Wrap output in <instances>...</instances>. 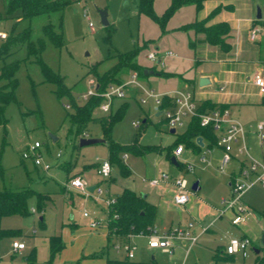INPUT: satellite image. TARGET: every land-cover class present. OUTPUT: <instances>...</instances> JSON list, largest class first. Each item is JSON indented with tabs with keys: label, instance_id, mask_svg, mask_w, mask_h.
Here are the masks:
<instances>
[{
	"label": "rangeland",
	"instance_id": "obj_1",
	"mask_svg": "<svg viewBox=\"0 0 264 264\" xmlns=\"http://www.w3.org/2000/svg\"><path fill=\"white\" fill-rule=\"evenodd\" d=\"M169 2L154 0L155 12L162 13ZM255 2L233 0L234 11L224 15V19L232 20L239 29L242 28L238 39L242 49L240 57L243 59L250 58L257 46L256 40H250L248 29L244 28L246 19L256 10ZM259 2L264 14V0ZM217 5L225 7L226 0H221ZM100 9L107 10V26L101 23ZM0 13L5 15V0H0ZM195 16L194 6L180 7L167 21L166 30L192 21ZM45 21V15L33 18L34 35L40 34L41 24ZM13 22L14 18H0V30L8 31ZM25 24L24 21L20 22L19 27ZM261 24L264 27V22ZM261 24L257 23L256 26L261 27ZM172 33L171 38H168L151 17L138 13L136 0H70L62 11V45L56 46L47 41L40 54L52 71L62 75L69 93L59 97L56 84L45 78L37 61L21 62L16 71L17 100L6 106L7 122L0 125V189L5 186H29L47 193L49 198L40 206L33 194L28 198L29 213L7 214L0 218V228L18 229L15 235L0 237V264H47L50 256L49 236L53 234L61 235L65 242L62 253L60 251L56 257L72 262L78 260L80 264H104L107 258L123 261L122 264H254L257 255L262 254L264 189L253 186L249 190L250 195L260 201L256 207L261 214L260 218L252 217L246 224L235 225L231 221L230 210H226L221 202L222 198L231 194L226 172L230 171L234 161L228 163L225 172L219 171L215 160L208 164V158L215 155V159L219 155L216 145L212 153H206L207 159L204 160L200 159L203 147L201 152L193 150L191 146L184 147L179 156L181 165H175L167 155L168 146L187 128L188 116L184 117L183 124L175 127V132H171L164 115L156 114L158 110L153 98L147 97L146 102H142L140 97L143 93L137 91L133 94L134 90L129 88L126 97L113 101L111 113L123 101L125 107L122 115L112 124L109 135L103 133L101 119L110 112H103L98 106H93V118L86 122L83 131L79 133H76L77 126L69 118L68 113L74 110L76 104L88 100L83 95L90 86L89 81L97 80L96 72L101 73L110 67L116 61L115 55L118 52L124 53L136 48V59L141 66L150 65L159 69L160 64L149 59L147 54L156 48H166L174 41L180 53L179 61L183 71L194 70L195 61L189 55L195 52L198 57L204 58L199 65L202 69L212 70L222 76L230 75L226 72L230 65L226 67L222 63L225 56L207 51L203 36L199 34L194 37L190 32L177 30ZM190 38L196 41L195 51L191 52ZM14 56L24 57V47ZM92 66H95V71L91 69ZM175 66L177 68L178 64L175 63ZM252 67L248 66L247 72H252ZM237 73L242 79L244 71ZM126 77L127 70L122 73L117 70L111 80L115 82ZM194 78L195 86L191 83L187 89H194L195 95L201 98L203 95L196 85L195 74ZM141 80L146 87L151 84L156 91L159 89V76L149 74ZM246 89L245 81L235 84L238 92ZM240 115L242 121L245 118L249 122L250 130H254L258 122L264 121V100L244 104ZM51 135L56 139H52ZM80 137H99L104 141L80 145ZM36 140L41 143L38 151L42 154L43 162L51 165L48 169L43 168L42 164H35L31 157L22 155L29 144ZM110 141L123 147L111 158V173L106 177L100 175L97 168L104 159H109ZM59 151L61 155L57 156ZM185 161L192 162L194 169L188 170ZM123 167L128 168V173L122 171ZM162 171L172 176H185L189 186L198 180L200 187L191 191L187 203L178 206L171 200L169 188L163 191L158 189L159 186L148 183L149 178ZM76 172L84 174L90 184L103 189V198H95V193L89 196L69 188L66 181ZM126 189L140 196L146 193L147 200L155 204V231L158 234L175 227L184 228L193 222L190 233L195 236L194 242L188 238L174 237V250L168 253L162 248L149 247L148 235L145 234H132L128 238L111 235L108 239V206L104 198L106 195L117 197ZM245 195L246 191L243 192ZM32 207L35 211H31ZM84 210L100 218L97 228L89 226L90 218L83 215ZM242 233L249 235L255 247L262 250L256 252L250 247L244 258L239 253L231 258L216 256L230 236ZM14 237L24 242V249L14 250L11 247ZM126 241L135 246L132 257H128L122 247L115 246ZM103 248L106 251L102 256L88 254ZM31 254L34 256L31 257Z\"/></svg>",
	"mask_w": 264,
	"mask_h": 264
},
{
	"label": "trees",
	"instance_id": "obj_2",
	"mask_svg": "<svg viewBox=\"0 0 264 264\" xmlns=\"http://www.w3.org/2000/svg\"><path fill=\"white\" fill-rule=\"evenodd\" d=\"M204 0H170L169 4L164 8L162 13L155 12L153 8L154 0H136V10L138 13H145L151 17L161 28L162 32L166 31V24L173 13L183 5L193 4L196 10L203 6ZM70 0H5V15L0 13V18H14V22L7 31L4 38H0V125H5L7 116L5 113L6 106L16 101V88L18 79L16 71L18 70L21 62L24 60H35L39 63L47 80L56 84V91L59 97L69 93L63 81L62 75L52 71L48 65L42 60L41 52L46 46V42L50 41L56 46L62 45V11ZM226 7H231L230 4ZM221 8V5L214 7L205 17L201 19H194L177 27L178 29L188 30L193 29L195 32L204 34V38L211 44H219L225 49H229L230 45L226 42L225 37L215 25L207 24V20L214 16ZM55 18H53V15ZM45 15L46 21L41 24L40 34L34 35V28L32 20L35 17ZM26 22L22 27H19L20 22ZM255 21H259L256 19ZM264 22V21H261ZM109 25V24H108ZM107 26V25H106ZM189 44L193 47L195 41L189 40ZM25 49L24 57H16L13 55L21 48ZM138 50L131 49L128 52H118L115 57L116 61L101 73L96 72L97 82L99 89H103L108 83L112 82L111 79L115 77V72L120 70V73L127 70H137L141 78L147 76L136 57ZM260 59L264 62V49H261ZM95 71V66L91 67ZM161 75H173L172 72L158 71ZM121 80L115 81L119 82ZM164 105H169L170 98L167 96L162 97ZM102 100L100 96H90L83 104H76L74 110L68 113L69 118L73 125L77 126L76 133L83 131L85 124L88 120L93 118V106H98ZM222 107V104H215L208 101H203V104L198 107L199 111L205 110V107ZM125 101H123L117 110L109 113L101 120L102 131L104 134L109 135L111 126L123 113ZM165 120V119H164ZM166 121V120H165ZM208 138L209 143L215 141V133L211 126H203L199 122L197 116H192L188 121L187 128L177 135L174 142L168 146L167 155L171 157L172 150L179 143L184 146L200 147L196 142L197 136ZM115 142H109V160L122 148ZM148 147V146H146ZM152 148V147H149ZM141 150H144L141 148ZM178 165L181 161L177 160ZM122 171L128 173V168L123 167ZM36 195L39 205L49 198L47 193H42L32 187L12 188L3 187L0 189V218L7 214H27L29 213L28 198L31 195ZM116 198V201L108 207L107 218V237L111 235H119L128 238L132 234H145L152 233L155 229L156 206L148 202L142 196L132 192L131 190H124L123 193ZM42 219V218H41ZM18 229H2L0 228V237L3 235H15ZM65 246V242L61 235L53 234L49 236L50 256L47 264H53L56 255ZM263 246V245H262ZM264 246L262 247V249ZM224 249V248H223ZM260 251L262 250L259 248ZM220 250L216 253L219 256ZM228 254V253H226ZM230 255V254H229ZM31 257L34 254L30 255ZM123 261L117 259H107V264H122ZM73 264H80L75 261ZM254 264H264V250L262 254H258L255 258Z\"/></svg>",
	"mask_w": 264,
	"mask_h": 264
},
{
	"label": "built area",
	"instance_id": "obj_3",
	"mask_svg": "<svg viewBox=\"0 0 264 264\" xmlns=\"http://www.w3.org/2000/svg\"><path fill=\"white\" fill-rule=\"evenodd\" d=\"M260 30L261 27L253 25L250 28L249 37L255 39ZM6 35L7 31L0 30V38H4ZM167 53L171 54L172 51L167 50ZM147 57L155 60L157 58L156 50L150 51L147 54ZM252 81L258 87L259 93L264 95V67H261L260 70L252 75ZM89 83L90 86L84 93L83 97L88 99L90 96H100L102 100L99 102L98 107L103 112H110L112 110L114 99L126 97L128 89L134 87L143 93L140 97L142 102H146L147 97L153 98L156 105L155 108L160 110V113L164 115V119L169 128L175 129L177 125L183 124L184 117L186 116L189 118L197 116L201 125L211 126L215 133V141L205 147L201 157L202 159L205 158V153L210 151L212 144L220 147L222 154L218 163L219 171H225L235 153L244 155L247 163H242L238 171L231 175L229 180L231 194L227 198H222L221 202L226 210H230L231 221L233 224L242 225L247 223L249 216L252 214V209L244 202L243 192L256 181H259L264 187V162L254 157L249 152L248 146L244 140V126L239 120L232 117L227 106H219L209 110L199 111L193 93L186 88L176 89L172 98H170L171 103L162 106L163 98L161 94L156 92L153 88L146 87L142 83L137 70H131L128 72L125 79L119 82H110L103 89H99L97 80L91 79ZM133 124L136 125L135 122H133ZM262 126L263 122L260 121L258 127L262 128ZM260 137L264 141V132L260 133ZM235 143H239L236 147V152H234ZM40 146L41 143L36 140L34 143L29 144L28 148L22 153V155L23 157H31L35 164H42L43 168L48 169L51 165L48 162H43L42 154L38 151ZM184 147L183 143H179L172 150V155H174L179 161V156ZM60 155L61 152L59 151L57 156ZM185 163L188 170L194 169L192 162L185 161ZM111 168L112 165L110 160L104 159L99 164L97 172L100 175L107 177L111 173ZM251 175H254V178H252ZM148 183L151 186H172V201L177 205L187 203L192 191L185 176H172L163 171L158 173V175L149 178ZM66 185L85 195L91 196L92 193H95V198H103V195L105 194V191L98 185H95L92 190L89 189L90 181L82 173L72 174L66 181ZM104 201L109 207L116 201V198L106 195ZM31 211H35V208L32 207ZM83 215L90 218L89 225L91 227L98 226L100 218L92 212L84 210ZM193 226L194 223L189 222L184 228L175 227L162 234H158L154 229L152 233L148 234V245L149 247H160L164 251L171 253L173 250L172 240L174 237L188 238L192 243L194 242L195 236H191L190 233V229ZM11 246L14 250H20L25 247V244L23 241L15 239L11 242ZM115 246L117 248L122 247L125 249L128 257L134 255L135 246L129 241L116 244ZM250 247H252V239L249 235L244 233L238 236H230L223 250L228 254L240 253L242 257H245Z\"/></svg>",
	"mask_w": 264,
	"mask_h": 264
},
{
	"label": "crops",
	"instance_id": "obj_4",
	"mask_svg": "<svg viewBox=\"0 0 264 264\" xmlns=\"http://www.w3.org/2000/svg\"><path fill=\"white\" fill-rule=\"evenodd\" d=\"M220 1L221 0H204L202 8H200L199 10L195 9L196 10V16L194 19H201V18L205 17L214 8V6H216ZM228 4H230L231 7H226V6L222 7L214 16H212L211 18H209L207 20V24H210V25L212 24V25H215L216 27L219 28V31L225 37L226 42L229 43L230 48L225 49V48L221 47L219 44H211V43L206 41V43H207L206 49H207V51L210 50V52L216 53L218 56H220V55L225 56V58H223L224 60H222V63L226 67H227V65H230V68H228V69L225 68L226 72H228L230 74L229 76H227V74L225 76L224 75L222 76L221 74H218L216 72H212V70L202 69L201 66H199V65L202 64V59H204V58L198 57L195 52H194V54L189 55V58L192 56V58L195 61L194 70L192 72H191V70L190 71L189 70L183 71V69L180 65V61H179L181 59L179 56L180 53L175 47V45H177V44H175L174 41H171V45L166 47V48H163L161 50L156 48L157 58L155 59V61H156V63L160 64V68L156 69V67H153L150 65L144 66V68L153 69V72L147 73L146 74L147 76H145L144 79H146V77H148L149 74H155V75L159 76V81H158L159 89L156 91L153 87H151L150 83H149L150 84L149 87L153 88L156 92L160 93L162 97L167 96L169 98H172L176 89H178V88H186L187 89V87L191 83L193 84V86H195L194 85V81H195L194 74H195L196 79H197L196 85L199 88V91L203 95L201 98H198L195 95V90L194 89L190 90L194 95V98L197 102V106L198 107L201 106L203 104V101H208L211 103L222 104L224 106H227L229 108V111H230V114L232 115V117L239 120L244 126V140L248 146L249 152L254 157H256V158H258L264 162V141L260 137V133L264 132V121L262 120V122H263L262 128L258 127V123H259L258 122L255 125L254 130H250L251 125L248 124L249 122L243 117H242L243 121L240 119V116H241L240 115V109L244 108V104H246L248 102H259L260 100H262V101L264 100V95L259 93L258 87L252 81V75L256 71L260 70L261 67H264V65L261 66V64L264 62L260 59L261 49H264V27L261 24V21H264V14H263L262 19H260L259 21H255L256 20L255 19V11L256 10H253L252 15L250 17H248L245 21L244 28L246 30L248 29V33L250 32V28L253 25H256L257 23L261 24V33H260V35L258 34L255 39H251L249 37V39L252 41L256 40V43H257V46L255 47L256 50L253 52V54L250 58L243 59L240 57V53H241L242 49H241L240 41L238 39L239 31L242 28L240 27V29H239V26L234 21H232V20L228 21V20L224 19L225 13L228 11L233 12L234 8H235V4L233 3V0H226V5H228ZM189 5L194 6L193 4H187V5H183L181 7L189 6ZM194 8H195V6H194ZM262 13H263V10H262ZM177 27H179V26H172L171 27L172 30H170V28H169L163 34H166V36L168 38H171V36L173 34L172 31L177 30L178 32H188V33L190 32L194 37H196L199 34L204 37L203 33L195 32L193 29L183 30V29H178ZM189 40H192V39L190 38ZM193 41H195V40H193ZM195 45H196V41H195V44L193 47L190 45L191 46L190 52H191V50L195 51ZM167 50H171L172 53L168 54ZM200 61H201V63H200ZM175 63L178 64L177 68L175 66ZM250 65L251 66L253 65V67H252L253 71L247 72L246 69ZM164 66H165V68H163ZM197 67H200L198 69V71H196ZM130 71H128V72H130ZM158 71L172 72L174 74L165 76V75L159 74ZM238 71H244V75H243L242 79L238 77V75H237ZM128 72H127V74H128ZM202 76H206L208 78L207 83H204V84L199 83V79ZM182 77H184L185 79H182ZM140 79H142V78L140 77ZM243 81L246 82L247 89L243 92L236 91L235 90V84L236 83H242ZM167 83H170L171 85L167 84ZM131 88L134 90L133 94H135L137 91H139L138 89H136L134 87H131ZM127 95H128V92H127ZM249 97H252V98H249ZM209 109H211V108L207 107V106L205 107V110H209ZM156 113L160 114V110H158ZM189 120H190V118L188 117V121ZM169 130H170V128H169ZM174 132H175V129H174ZM202 141H203V146H201V145H200V147L191 146L192 149L197 150L198 152H201L202 147L205 149V147H207V145L210 144L207 136L206 137L202 136ZM238 144L239 143L234 144V152H236V147L238 146ZM214 146H215V144L211 145V149H210L211 153L215 149ZM217 150H219V155L215 159H214L215 155H212L208 159H207V157L204 158V159L208 160V162H207L208 164H210L212 161L215 160L217 163L216 166H218V163H219V160H220V157L222 154V150L220 147H218ZM208 152L209 151H207L206 153H208ZM206 153H205V156H206ZM202 154L203 153H201V156H202ZM201 156H200V159H202ZM204 159H202V160H204ZM231 161H234V165L231 166L230 171L226 172V174L228 175V182H227L228 185H229V180H230L231 175L238 171V169L240 168L242 163H247V160L245 159L244 155H240V154H236V153L234 154V157L230 160V162ZM227 169H228V167H226L225 171ZM225 171H221V172H225ZM76 173H80V172H76ZM251 177L254 178V175H251ZM94 186L95 185L90 184V187L92 189ZM253 186H257L261 189H264L262 184L259 181H256L248 189L245 190L246 195L243 196V200L252 209V214L249 216L247 222L252 217L253 218L254 217L260 218V216H261L260 212H258V210L256 208L258 203H260V201L258 199H256L254 197V195L252 196L249 193L250 192L249 190ZM199 187L200 186H199V181H198L197 189ZM167 188H169V190H170L171 200H172V193H173L172 186L164 185V186L159 187L158 189L163 190V191L164 190L168 191ZM229 188H230V186H229ZM142 197L147 200V194L146 193H145V196L142 195ZM148 202H150V201H148ZM150 203H152V202H150ZM263 215H264V213H263ZM106 225H107V223H106ZM91 228H97V226L91 227ZM106 233H107V227H106ZM160 234H162V233H160ZM242 234H244V233H242ZM242 234H240V235H242ZM14 239H16V238L14 237ZM103 243L104 242H102L101 245H103ZM173 247H174V242H173ZM252 247L254 249L256 248L255 242L253 241V239H252ZM24 248H22V249H24ZM63 248H62V250H63ZM151 248H160V247H151ZM62 250H61V253H62ZM173 250H172V252H173ZM105 251H106V249L103 248V249H100V251L98 250V251H94L93 253H88V254H92V256H102ZM220 251L221 252H220L218 257L230 256V258H231V256L236 254V253L230 254V255L226 254L223 249H220ZM259 251H260V249H259ZM107 259L105 260L104 264H107ZM66 262H69L70 264L74 263V261L72 262L71 260L61 259V257H58V258L56 257L53 261V264H63Z\"/></svg>",
	"mask_w": 264,
	"mask_h": 264
},
{
	"label": "water",
	"instance_id": "obj_5",
	"mask_svg": "<svg viewBox=\"0 0 264 264\" xmlns=\"http://www.w3.org/2000/svg\"><path fill=\"white\" fill-rule=\"evenodd\" d=\"M255 7H256L255 19L260 20L263 17V13H262V7H261V4H260L259 0H256ZM100 19H101V23H102L103 26L109 24V21L107 19V10L106 9H100ZM143 71H144L145 74H147V73H152L153 69L144 68ZM207 82H208V78L206 76L200 77L199 83L204 84V83H207ZM156 114H158V113H156ZM170 131L174 132V128H170ZM51 136H52V139H56V137L54 135H51ZM99 141H104V139L103 138H99V137H80L79 138V144L80 145L94 143V142H99ZM196 142L199 145L203 146V141H202V136L201 135L196 137ZM170 160L174 164H176V165L178 164L177 159H176V157L174 155H171ZM197 187H198V181L195 180L192 183L191 188L193 190H196ZM89 189H92V188L89 187ZM142 195L145 196V193H143ZM40 218H42V216ZM261 245H264V234H262V236H261ZM254 250L256 252H259V248H255ZM67 264H70V263H67Z\"/></svg>",
	"mask_w": 264,
	"mask_h": 264
}]
</instances>
